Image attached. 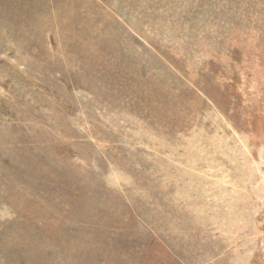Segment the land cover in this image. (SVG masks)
Wrapping results in <instances>:
<instances>
[{"label":"rangeland","instance_id":"374dc122","mask_svg":"<svg viewBox=\"0 0 264 264\" xmlns=\"http://www.w3.org/2000/svg\"><path fill=\"white\" fill-rule=\"evenodd\" d=\"M0 264H264V0H0Z\"/></svg>","mask_w":264,"mask_h":264}]
</instances>
